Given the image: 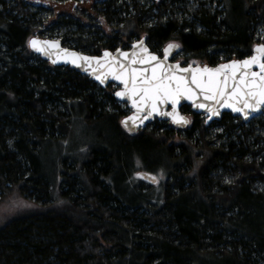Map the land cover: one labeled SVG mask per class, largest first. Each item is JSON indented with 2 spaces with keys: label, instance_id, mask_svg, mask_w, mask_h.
Wrapping results in <instances>:
<instances>
[{
  "label": "trees",
  "instance_id": "1",
  "mask_svg": "<svg viewBox=\"0 0 264 264\" xmlns=\"http://www.w3.org/2000/svg\"><path fill=\"white\" fill-rule=\"evenodd\" d=\"M165 1L144 8L94 0L103 26L63 13L49 29L91 54L118 47L107 29L128 39L142 33L157 53L174 40L186 63L240 58L264 43V0H218L221 11L199 8L190 23ZM47 9L0 0V200L16 190L35 203L0 226V264H264V108L245 122L223 112L207 124L183 105L187 126L155 119L128 133L120 118L129 108L115 89L26 45ZM73 120L106 122V131L94 132L81 158L47 162L43 147L66 136ZM135 169L161 177L144 188Z\"/></svg>",
  "mask_w": 264,
  "mask_h": 264
},
{
  "label": "snow or ice",
  "instance_id": "2",
  "mask_svg": "<svg viewBox=\"0 0 264 264\" xmlns=\"http://www.w3.org/2000/svg\"><path fill=\"white\" fill-rule=\"evenodd\" d=\"M43 44L48 48H57L59 42L45 41ZM40 45L41 42L36 39L29 41V46L36 51L46 52V48ZM132 47L139 48L140 53L134 51L129 54L117 49L119 56L127 63L121 62L109 52L104 53L105 59L101 62L95 57L77 56L64 50L67 56L73 57V63L77 60L86 63L95 60L101 68L106 69L104 78L111 76L123 84V90L117 91L115 95L120 98L127 97L135 109L133 115L121 121L125 128H128L129 121L133 127L137 123L143 124L154 113L171 117L175 124H187L188 120L177 111V105L182 98L192 100L194 107L205 109L210 114L209 119L218 115L219 108L223 107L240 112L245 117L248 116L246 109L256 111L264 107V44L255 46L254 54L247 59L221 64L216 68H193L191 65L181 68L179 63L166 64L171 49L179 47L176 44H168L164 48L163 60L149 53L144 47L143 39ZM254 67L259 71L253 70ZM96 78L104 83L101 76ZM201 98L203 102L197 103ZM165 104L171 105V112L160 110V106ZM152 180L155 182L156 177H152Z\"/></svg>",
  "mask_w": 264,
  "mask_h": 264
},
{
  "label": "rangeland",
  "instance_id": "3",
  "mask_svg": "<svg viewBox=\"0 0 264 264\" xmlns=\"http://www.w3.org/2000/svg\"><path fill=\"white\" fill-rule=\"evenodd\" d=\"M31 1L48 8L47 11L40 13V15L44 17L43 18L44 20L42 23H40V25L36 26L38 31L33 32L34 34H38L42 36V38L46 37L48 35V32H51L53 28L56 34H53L52 38L59 37L58 32L60 30L57 31L56 26L53 27L52 29H49V27L52 24V22L56 20L55 18H57L58 15L63 13L67 15H73L76 18H79L82 22L91 23L90 26L91 29H94L95 27L102 25L101 24L102 21L100 20V17H98V15L92 9L91 4L93 3L94 0H31ZM135 1L139 3L141 6H144V8H146L152 3L153 4L159 3L158 1L160 0H135ZM170 2H171L170 6L173 8L175 12L174 14H176L179 18H184L189 23L195 19L194 12L199 8L205 7L208 10H210L212 13H214L216 10L219 11L222 10V6L218 0H174V1L171 0ZM227 3H226L227 9L230 10L229 18L231 19L235 11L232 8V4H230L229 1H227ZM129 10H132L131 6H129ZM152 11L157 12V9L153 7ZM168 13L169 11L167 10L163 16L166 17L167 15H169ZM216 16L220 18V16H222V13H219L217 11ZM154 19L155 17H153L152 20ZM104 28L105 27H103V29ZM106 31L108 36L114 37L116 39L115 41L117 42L118 47H124L125 45H127L128 47L129 43L133 41V39H136L138 36L142 35V33H139L138 35L137 34L131 35L128 39L127 36H121L115 33L116 31L113 29L112 30L107 29ZM262 31H263L262 28L256 29V32L258 34H261ZM260 38L261 37H259V39ZM102 48L105 49L108 47H102ZM186 56L187 53L180 51L176 55H174L172 59L178 60V62L180 61V63H186L189 61V59L186 58ZM193 59L197 60L196 62L199 63H206L205 60L202 59H198V58H193ZM116 87L117 86L115 84L110 83L106 85L104 88H107L106 90L111 92L113 91V89H116ZM120 104L123 103L120 102ZM96 130H101L102 132H104V130L106 131V122L102 123L101 125H99V123L95 125L93 124L87 125L83 123L81 120H73L71 129L67 133V135L64 136L63 138L58 139L55 142L46 143L45 146L43 147L44 149L42 155H44L47 162H50L53 159L59 157L61 162L64 161L66 164H69L70 160L77 159L78 157L81 158L82 150H84V146H86L85 144L94 141L95 139L94 132ZM174 140L179 141V137H175ZM136 168H140V167H136ZM136 170L137 169H135L131 173L132 174L131 176L135 180L140 181L144 188H147L146 187L147 182L142 181L138 177L134 176ZM153 173L157 176V181H158L161 177L160 172L158 173V171H155ZM16 192H17L16 190H12L8 192V194L4 196L3 199L0 200V226L3 225L8 220H10L11 217L13 218V216H16L24 211L33 209L35 207L34 202L28 199H24Z\"/></svg>",
  "mask_w": 264,
  "mask_h": 264
},
{
  "label": "water",
  "instance_id": "4",
  "mask_svg": "<svg viewBox=\"0 0 264 264\" xmlns=\"http://www.w3.org/2000/svg\"><path fill=\"white\" fill-rule=\"evenodd\" d=\"M31 39H36V40L40 41L41 42L40 46L41 47H45L46 48V52L36 51L34 48L30 47L29 46V41ZM141 39H143L144 47H146L149 50V53L157 55L161 60H163V58H164L163 50L168 44L179 45L178 48L171 49L169 57H168V59H167V61L165 63L166 64L179 63L181 68H187V67H189V65H191L193 68H196V67L203 68L205 66H207L209 68H216V67H218L221 64H228V63H231L232 61H242V60L247 59L248 57H250V56H252L254 54L253 49L255 48V46L264 44L263 42H256V43H254L252 45V47H250L251 48V52H250L249 55H246V56H243V57H240V58L232 57V58H229V59L221 60L220 62H218L216 64L192 63V62L191 63H186V64L180 63V61L178 62V60L172 59L174 55H176L178 52H180L181 45H180L179 42L174 41V40L168 41L162 46L161 52L157 53V52H153V50L150 49L149 45L147 44V42L145 40L146 39L145 36H141V37H138L136 39H133V41H131L129 43L128 47H125V48L116 47L114 49L105 48V49L100 50L99 53H95V54L86 53V52L80 51V50H78L76 48L69 47L68 45L65 46L62 43H60L61 41L58 38H54V37L53 38L52 37H43L42 38V36H39L38 34H32L31 36H29L28 39H27V42H26L27 44L26 45L28 46V48L33 53L37 54L42 59L44 58V60L48 61L51 65H55V66L66 65V66H68V67L80 72L81 74L86 75L88 77V79L93 80L94 82H96L102 88H104L109 83L115 84L117 87L113 91L114 98L118 102H125L126 106L129 108V112L127 114L123 115L120 118V123H121V121L124 120L126 117L133 115V113L135 111V109L132 108L131 102L127 99V97L120 98V97H117L115 95V93L117 91H122L123 90V87H124L123 84H121L117 80H114L111 76H108L107 78H104L103 73H104V71H106V69L101 68L96 63L95 60H92V61L87 62V63L85 61H83V60H77L76 63H73L72 62L73 57L67 56L66 53L64 52V50H67V53H75V54H77V56L95 57V58L100 59L101 62H103V60L105 59L104 58V53L105 52H109L112 56L117 57L121 62L127 63V61H125L123 57L119 56V54L117 53V49H120L121 52H126V53H129V54H131L134 51L137 52V53H140V49L139 48L133 49L132 46H133V44L138 43ZM45 41H58L59 44H58L57 48H48L46 45L43 44V42H45ZM108 59H111V57H109ZM129 59H131V55L129 56ZM53 61H56V62L53 63ZM93 69H96V71L93 72ZM253 70L259 71V69L255 68V67H254ZM97 76H101V78L104 79V83H101L100 80H98L96 78ZM196 102L197 103H201V102H203V100L201 98V99L197 100ZM183 105H188L190 110H191V112L203 115L204 119H205V122L207 124L209 122H211V121L219 120L221 118V115H222L223 112H230L233 115L240 116L242 118V120L245 122V121H248L251 118L261 114L262 111H263V108H264V107H261L259 110H256V111H250V110L246 109L245 111H248V116L245 117V115L240 113V112H233L231 110V108L223 107V108H219V114L218 115H213L212 118L209 119V115L210 114L205 109L199 108V107H194L192 100H188V99H183L182 98L180 100L179 104L177 105V111L179 112V114L181 116L185 117L188 120V123H190V117H189V115L187 113L182 112L181 107ZM160 110L164 111V112H171L172 108H171L170 104H165V105L160 106ZM141 115H147V113H141ZM155 119L169 121L171 123V125H173L174 127H179V128H182V127H185V126L188 125V123L187 124H175V123H173L171 117H169V116H161V115H158V114L154 113L147 120H144L143 124L137 123V125L135 127H133L131 121H129L128 128H125V126L122 123H121V127H123L128 133H132L133 134V133H136L138 130H141V129L145 128L146 125H148L149 123H151ZM129 129H131V130H129ZM134 176H136L139 179H141L142 181H145V182L150 183V184L155 183L156 180H157V176L152 171H149L147 169H137L135 171ZM152 177H156L155 182L152 180Z\"/></svg>",
  "mask_w": 264,
  "mask_h": 264
}]
</instances>
